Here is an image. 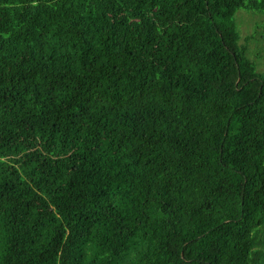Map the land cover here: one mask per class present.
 Wrapping results in <instances>:
<instances>
[{
	"label": "trees",
	"instance_id": "obj_1",
	"mask_svg": "<svg viewBox=\"0 0 264 264\" xmlns=\"http://www.w3.org/2000/svg\"><path fill=\"white\" fill-rule=\"evenodd\" d=\"M249 41L264 0H0V264H264Z\"/></svg>",
	"mask_w": 264,
	"mask_h": 264
},
{
	"label": "rangeland",
	"instance_id": "obj_2",
	"mask_svg": "<svg viewBox=\"0 0 264 264\" xmlns=\"http://www.w3.org/2000/svg\"><path fill=\"white\" fill-rule=\"evenodd\" d=\"M262 19L257 16L246 12H240L237 14V24L240 33V43H243V39L248 37L254 27L260 24ZM259 34L255 35L256 39H259ZM248 49L251 59H253L257 64V69L259 71H264V42L249 41Z\"/></svg>",
	"mask_w": 264,
	"mask_h": 264
}]
</instances>
